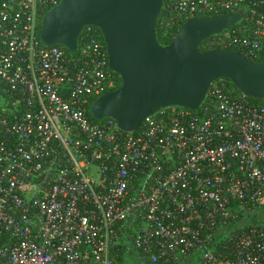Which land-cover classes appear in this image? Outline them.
Segmentation results:
<instances>
[{
	"label": "built area",
	"instance_id": "1",
	"mask_svg": "<svg viewBox=\"0 0 264 264\" xmlns=\"http://www.w3.org/2000/svg\"><path fill=\"white\" fill-rule=\"evenodd\" d=\"M62 1H0V264H125L132 247L147 264H264V99L219 80L136 133L93 121L117 79L95 27L75 54L42 43ZM163 9L166 27L242 11L202 52L264 55V0Z\"/></svg>",
	"mask_w": 264,
	"mask_h": 264
},
{
	"label": "water",
	"instance_id": "2",
	"mask_svg": "<svg viewBox=\"0 0 264 264\" xmlns=\"http://www.w3.org/2000/svg\"><path fill=\"white\" fill-rule=\"evenodd\" d=\"M162 8L163 0H63L43 18L42 43L71 54L84 28L101 32L109 68L122 86L93 103L95 120L112 119L120 130L136 133L162 109L198 110L219 80H229L249 98L264 99V62L253 63L230 49L200 50L207 39L236 25L242 11L191 18L164 47L156 30Z\"/></svg>",
	"mask_w": 264,
	"mask_h": 264
},
{
	"label": "trees",
	"instance_id": "3",
	"mask_svg": "<svg viewBox=\"0 0 264 264\" xmlns=\"http://www.w3.org/2000/svg\"><path fill=\"white\" fill-rule=\"evenodd\" d=\"M0 1H3V0H0ZM167 2H168V0H163L164 7L166 6ZM163 16H164V9L162 10L161 17L158 20V23H157V26H156V30H157V41H158V43L161 46L165 47V46H168L174 40V38L177 36L178 32L180 31V29L182 28V26L185 23L182 22V23H180L179 25H176V26L166 27V25H164V23H163ZM101 38H102L103 43L105 44L102 34H101ZM57 47L65 49L66 52L69 55H71V53L66 48H64L62 46H57ZM200 50L203 51L202 45L200 46ZM78 54H80V50H79ZM263 62H264V55H261L256 60H254V63H263ZM113 74L116 76V79H117L116 87H115V89L109 91L108 93L116 91L122 86V81H121L120 76L118 74H116V73H113ZM224 81L226 83H228V85H230L231 87H235L234 84L232 82H230L229 80H224ZM216 83H218V82H216ZM237 92L239 94H241V92L238 89H237ZM250 99L253 100V101L258 102V100H255V99H252V98H250ZM96 100L97 99H92V104ZM90 118H91V120L95 121V119L92 117L91 113H90ZM261 224L264 225V222L261 221Z\"/></svg>",
	"mask_w": 264,
	"mask_h": 264
},
{
	"label": "rangeland",
	"instance_id": "4",
	"mask_svg": "<svg viewBox=\"0 0 264 264\" xmlns=\"http://www.w3.org/2000/svg\"><path fill=\"white\" fill-rule=\"evenodd\" d=\"M125 264H147L140 260L139 254L135 248H131V254L126 257Z\"/></svg>",
	"mask_w": 264,
	"mask_h": 264
}]
</instances>
